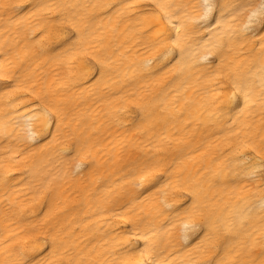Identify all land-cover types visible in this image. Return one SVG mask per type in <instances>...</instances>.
Masks as SVG:
<instances>
[{
  "label": "bare ground",
  "instance_id": "obj_1",
  "mask_svg": "<svg viewBox=\"0 0 264 264\" xmlns=\"http://www.w3.org/2000/svg\"><path fill=\"white\" fill-rule=\"evenodd\" d=\"M42 3L50 10L36 17L0 8V176L28 177L0 189V264L19 258L15 240L33 227L55 239L54 264H187L161 227L158 198L132 199L144 191L137 169L153 158L199 194L219 242L229 240L225 253L252 264L264 251V186L244 169L264 148V56L241 38L246 18L197 32L200 0ZM44 16L82 35L102 72L84 75L80 60L49 53ZM49 110L58 136L41 135ZM73 142L82 151L70 161L63 149Z\"/></svg>",
  "mask_w": 264,
  "mask_h": 264
},
{
  "label": "snow or ice",
  "instance_id": "obj_2",
  "mask_svg": "<svg viewBox=\"0 0 264 264\" xmlns=\"http://www.w3.org/2000/svg\"><path fill=\"white\" fill-rule=\"evenodd\" d=\"M158 7L163 9L171 6L158 5ZM0 8L19 9L17 15L26 12L29 17H36L39 13L50 10V6L42 3V0H19L16 4L0 3ZM197 10L198 19L191 29L197 32L201 29L209 30L213 25L219 28L220 23L226 17H231L233 20L245 17L246 21L241 30L243 32L241 38L253 44L258 43L260 52L264 56V0H227V2H224V0H200ZM166 15L165 12L161 19H165ZM41 19L43 25L39 36L41 43L47 47L49 53L56 54V58L71 56L74 60H80L84 68L87 69L84 75L102 72V68L91 63L92 60H96L97 64L101 62L97 60L94 53H91L84 46L82 35L67 27L57 26L54 21H59L60 25L64 24L59 16L54 18L44 16ZM50 21L52 22L50 23ZM177 35H179L178 29ZM175 46H178V42ZM172 59H175V56ZM0 79H7V77L0 76ZM7 86L5 85V87ZM234 87H237L239 92L244 95L246 102L248 97L244 93L243 87L239 85H234ZM232 99L238 101L239 97L234 94L230 101ZM44 115L45 120L41 128V135L45 137L52 136L51 128H55L56 136H58L60 134L56 119L58 113L54 115L49 110ZM56 136H54V139ZM80 151H82L80 144L73 142L64 147L63 155L71 161L75 159L73 154H78ZM252 151L256 153V157L247 158L244 169L245 178L249 182L259 180L261 185L264 186V155H261L264 148L261 151L253 148ZM153 161L154 158L137 169L133 182L142 187L144 191L134 192L132 199H140L144 192H151L158 198L159 210L157 216L164 217L161 227L179 245L178 250L187 254V264H238V261L231 257V253H225L229 240L226 238L223 242H219V229L206 215L200 203L199 194L182 183H173L168 167H162L163 161ZM82 166L83 161L76 164L78 169ZM27 180L28 177L26 176L18 178L11 172H5L4 175L0 176V189L7 190L16 185L25 184ZM27 186L31 190V184L28 183ZM259 207L264 212V195L260 198ZM33 211L39 213L43 209L38 208L33 209ZM54 245V238L49 242L47 234L33 227L32 233L22 241L15 240L19 258L12 261L11 264H54L52 259L55 255ZM145 251L150 256L152 255L149 248L146 247ZM140 264H160V262L153 257L142 260ZM252 264H264V251L259 253L258 258L254 259Z\"/></svg>",
  "mask_w": 264,
  "mask_h": 264
}]
</instances>
